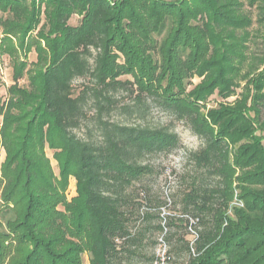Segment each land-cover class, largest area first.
I'll list each match as a JSON object with an SVG mask.
<instances>
[{"label":"trees","instance_id":"trees-1","mask_svg":"<svg viewBox=\"0 0 264 264\" xmlns=\"http://www.w3.org/2000/svg\"><path fill=\"white\" fill-rule=\"evenodd\" d=\"M0 13L14 66L0 264H264V0H0ZM156 109L202 141L171 196L153 159L181 140L146 121Z\"/></svg>","mask_w":264,"mask_h":264},{"label":"rangeland","instance_id":"rangeland-1","mask_svg":"<svg viewBox=\"0 0 264 264\" xmlns=\"http://www.w3.org/2000/svg\"><path fill=\"white\" fill-rule=\"evenodd\" d=\"M1 16V13H0ZM80 19L78 17H74L71 19V24L77 26L80 23ZM37 56L36 53L33 51L28 55V62H36ZM1 61V85H0V94L3 96L4 99L7 98L6 92L9 86H11L14 81L12 80L13 77V63L10 57H2ZM200 80L196 79L194 84L199 83ZM28 81L26 79L23 80L22 84H27ZM81 83V82H80ZM79 85V84H78ZM236 97H232L228 100L234 101ZM128 99H126L127 101ZM221 102V99L214 95L208 103L209 108L217 107L218 103ZM264 117V115H263ZM146 121L153 126H164L168 128L170 131H174L179 135L181 140V146L176 149L170 156H157L154 158L153 162L157 168V174L155 177L156 180V189L162 192L165 196L173 195V192L177 190L179 184V175L184 173L187 168V160L188 156L193 151H198L201 148L202 141L196 135H194L188 126V124L179 122L177 120L172 119L164 112L156 109L151 111L149 115H147ZM79 136L84 135V131L78 133ZM46 153L48 154L49 159L51 160L52 168H54V173L58 176L59 175V168L57 161L54 159V153L52 151L47 150ZM1 161L5 159V154L3 150H0ZM76 193V182L73 178L70 179V187L67 192V197L72 198ZM191 232V228L188 229ZM193 234L191 233L190 238ZM151 248V247H150ZM167 246L165 244H160L158 247L155 248V252L162 258V261L166 259V252ZM88 255L84 256V264H88Z\"/></svg>","mask_w":264,"mask_h":264},{"label":"crops","instance_id":"crops-1","mask_svg":"<svg viewBox=\"0 0 264 264\" xmlns=\"http://www.w3.org/2000/svg\"><path fill=\"white\" fill-rule=\"evenodd\" d=\"M88 264H89V257H88Z\"/></svg>","mask_w":264,"mask_h":264}]
</instances>
